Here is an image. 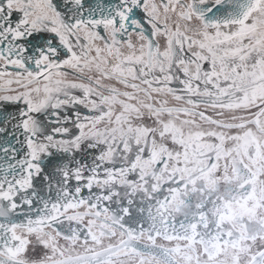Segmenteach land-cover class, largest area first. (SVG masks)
Listing matches in <instances>:
<instances>
[{
  "label": "snow or ice",
  "instance_id": "obj_1",
  "mask_svg": "<svg viewBox=\"0 0 264 264\" xmlns=\"http://www.w3.org/2000/svg\"><path fill=\"white\" fill-rule=\"evenodd\" d=\"M0 264H264V0H0Z\"/></svg>",
  "mask_w": 264,
  "mask_h": 264
}]
</instances>
